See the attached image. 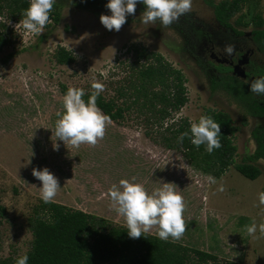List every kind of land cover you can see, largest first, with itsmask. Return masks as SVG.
I'll use <instances>...</instances> for the list:
<instances>
[{
	"label": "rangeland",
	"instance_id": "1",
	"mask_svg": "<svg viewBox=\"0 0 264 264\" xmlns=\"http://www.w3.org/2000/svg\"><path fill=\"white\" fill-rule=\"evenodd\" d=\"M145 10V5L137 4L135 15H128L117 32L100 22L101 14L111 15L108 8H77L65 2L59 21L54 23L50 16L43 33L33 35L19 25L22 14L2 9L0 34L5 35L7 44L0 49V203L5 208L0 224V263L16 259L31 247L29 219L41 199L42 187L32 170L47 167L61 186L54 202L117 226H126V221L112 207L108 194L112 184L133 176L149 191L174 183L187 204V230L174 242L212 253L220 264L229 260L264 264V235L259 227L254 236L246 230L253 221L257 226L264 223V205H259L258 199L264 192V158L250 162L261 171L256 179H248L230 166L213 184L207 180L210 174L191 166L180 148L167 147L175 144L173 131L182 120L198 122L209 109L227 113L237 127L232 136L237 147L235 163H242L255 151L253 131L264 128V117L250 115L237 94L219 82L208 48L213 45L222 58H226V45L234 47L235 56L255 49L252 18L260 15L264 19V0H246L230 19L231 27L217 23L205 0H193L192 11L168 27L159 20L142 23ZM240 14L242 25L234 22ZM191 26L212 35L200 40ZM220 32L229 40L224 42ZM60 47L73 55V62L56 61ZM135 49L160 54L185 78L187 102L178 111H169L166 118L155 113L160 105L151 107L141 98L132 101V85L139 83L138 69L145 62L136 59ZM250 58L264 68V53L256 50ZM252 69L253 65L246 66V70ZM258 70H253L251 77H258ZM251 77L244 82L250 85ZM94 81L105 85L101 93L105 99L130 107L122 119L111 120L96 146L66 145L53 133L57 113L64 111L63 96L69 87L92 91ZM221 184L224 191L218 190ZM150 234L156 235V229Z\"/></svg>",
	"mask_w": 264,
	"mask_h": 264
},
{
	"label": "trees",
	"instance_id": "2",
	"mask_svg": "<svg viewBox=\"0 0 264 264\" xmlns=\"http://www.w3.org/2000/svg\"><path fill=\"white\" fill-rule=\"evenodd\" d=\"M205 1L212 6L216 21L225 27H231L230 19L240 12L246 2V0H221L217 3L214 0ZM65 2H71L77 8H107L109 0H56L50 15L54 23L59 21L61 8ZM4 7L23 14L29 7V0H0V14ZM234 22L242 25L243 15H238ZM252 24L254 26L252 40L257 50L264 53V19L260 15H255ZM191 31L200 40L212 35L195 26H191ZM237 33L241 34L240 31ZM227 37L229 39V36ZM6 44L5 35L0 34V49ZM134 52L137 60L144 58L145 62L138 69L139 83L132 85L133 103L141 98L143 104L145 102L151 107L156 108L160 105L155 110L160 119L168 117L169 111H178L187 102L182 72L166 63L158 53L147 52L145 49L140 51L135 49ZM9 56L5 57L3 62H6ZM55 58L60 64H68L74 60L73 55L63 47L57 50ZM149 59L152 61L147 62ZM250 64L253 65L251 72L259 69L256 73L258 77H253L251 82L264 76L263 67L254 65L252 61ZM215 68L219 73V82L237 94L246 104L248 113L264 117V95L250 92V85L244 80L228 74L230 69L222 65H215ZM251 72L249 79L253 76ZM90 94L91 91H88L84 99L87 100ZM97 104L114 121L122 119L124 110L130 107L119 106L115 100L105 99L102 95L99 96ZM205 115L212 116L221 125L222 147L210 154L206 151V145L197 148L189 137H185L181 143L179 141L181 133L187 131L189 136L191 135L187 120H182L177 129H174L175 144L168 143L167 147L180 148L191 166L215 178H219L230 166H234L244 177L256 179L261 171L250 162L264 158V128L253 131L257 142L253 154L242 163H235L237 147L232 136L237 127L232 125V119L225 112L208 109ZM4 215L5 208L0 203V224ZM29 227L32 233L31 247L22 254L29 256L28 264H220L212 253L190 248L172 240L165 242L150 233L132 239L126 226L112 225L103 217L54 201L46 204L40 199L32 210ZM20 256L10 261L4 260L0 264H16ZM223 264L244 263L229 260Z\"/></svg>",
	"mask_w": 264,
	"mask_h": 264
},
{
	"label": "clouds",
	"instance_id": "3",
	"mask_svg": "<svg viewBox=\"0 0 264 264\" xmlns=\"http://www.w3.org/2000/svg\"><path fill=\"white\" fill-rule=\"evenodd\" d=\"M56 0H29V7L24 11L19 25L33 35H41L43 29L50 23V15ZM143 3L146 10L141 14L142 23H155L157 20L165 27L172 25L179 18L192 11L193 0H109L106 7L111 15L101 14L100 22L109 31H120L127 22L128 15H135L136 6ZM234 47L226 45L223 54L232 56ZM91 94L88 99L83 88L69 87L63 96V112H58V119L53 130L54 136L66 145L79 148L82 144L96 146L105 137L111 117L98 106L97 100L105 85L94 81L91 84ZM250 92L264 95V77L250 83ZM190 133H181L179 141L189 137L191 143L199 148L206 145V151L212 153L222 147L221 125L210 115H202L198 122H190ZM32 175L42 182L40 197L44 203H51L59 193V179L44 167L34 168ZM207 180L215 184L216 178L209 175ZM174 183H163L160 187L149 191L135 176L131 179H121L118 184H112L108 190L112 207L126 221L128 235L138 239L150 233L154 228L156 235L165 242L180 240L187 230L185 212L187 204L182 193ZM219 191H224L223 184ZM259 205H264V192L259 193ZM259 232L264 235V223L257 226L253 221L246 226L249 235ZM29 256L24 254L16 260V264H28Z\"/></svg>",
	"mask_w": 264,
	"mask_h": 264
},
{
	"label": "flooded vegetation",
	"instance_id": "4",
	"mask_svg": "<svg viewBox=\"0 0 264 264\" xmlns=\"http://www.w3.org/2000/svg\"><path fill=\"white\" fill-rule=\"evenodd\" d=\"M216 20V19H215ZM218 23V22H217ZM219 24V23H218ZM220 25V24H219ZM222 27V25H220ZM225 27V26H224ZM221 33V32H220ZM221 36L223 37V41H228V37L227 35L225 36L224 33H221ZM206 40L209 39V37L205 38ZM221 40V39H220ZM222 41V40H221ZM255 49L251 48L249 50V62L245 65H242L241 67L244 68V70L246 71V77L243 80H246L248 78V76L250 75L251 70H246V66H250V62H251V56L255 53V51L257 50L256 46H254ZM209 51V57L211 59H213L215 61V65H222L224 68H228L230 69L229 72H232L233 67L240 61V60H244V56H243V52H236L238 53L235 56V53L232 54V56L230 57H226V58H222L220 56H218L214 51H213V45L210 46V48H208ZM252 51V52H251ZM241 57V58H240ZM240 58V59H239ZM253 79V77H251Z\"/></svg>",
	"mask_w": 264,
	"mask_h": 264
},
{
	"label": "water",
	"instance_id": "5",
	"mask_svg": "<svg viewBox=\"0 0 264 264\" xmlns=\"http://www.w3.org/2000/svg\"><path fill=\"white\" fill-rule=\"evenodd\" d=\"M252 52V51H251ZM249 51L246 52L243 56H244V61L240 60L232 69V73L233 75L244 79L246 77V71L244 70V68H242L241 66L244 64H247L249 62ZM264 77V76H263Z\"/></svg>",
	"mask_w": 264,
	"mask_h": 264
}]
</instances>
